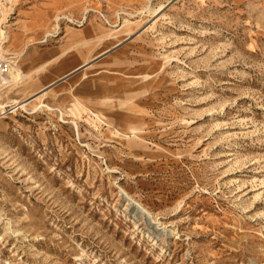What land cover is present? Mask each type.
I'll use <instances>...</instances> for the list:
<instances>
[{"label":"rangeland","instance_id":"1","mask_svg":"<svg viewBox=\"0 0 264 264\" xmlns=\"http://www.w3.org/2000/svg\"><path fill=\"white\" fill-rule=\"evenodd\" d=\"M0 47V264H264V0H0Z\"/></svg>","mask_w":264,"mask_h":264},{"label":"crops","instance_id":"2","mask_svg":"<svg viewBox=\"0 0 264 264\" xmlns=\"http://www.w3.org/2000/svg\"><path fill=\"white\" fill-rule=\"evenodd\" d=\"M31 16L32 18L30 21L26 22L22 28H32L36 30L39 28L44 29L42 36L37 34L32 39L34 41L31 42V44L41 43L43 39L51 35V33L47 34L45 32V29L51 30L53 26L50 19L51 10L39 8L37 9L36 14L33 13ZM67 50L68 49L57 48L54 54L53 51L49 49L40 51L36 56L39 63L25 67L26 71H28V69L30 70L29 76L32 77L31 79H42V85L37 82L41 85H38V91L46 89L52 85H56L57 87L62 85L63 83L71 80L80 69L86 68L91 63L88 59L84 62L80 61L77 53L73 54L70 53V50ZM54 67H57L58 69L61 68L63 70L59 75L53 76V74L50 73V68ZM75 83L80 84L79 81ZM84 89L80 88L79 92L81 91L82 94H85L86 88Z\"/></svg>","mask_w":264,"mask_h":264},{"label":"bare ground","instance_id":"3","mask_svg":"<svg viewBox=\"0 0 264 264\" xmlns=\"http://www.w3.org/2000/svg\"><path fill=\"white\" fill-rule=\"evenodd\" d=\"M2 49L3 48L0 47V51ZM7 63H8L7 73L5 74V76H3L1 78V81H3V83H2L3 85L8 84L6 86V87H8L11 85V82H13V84H16V83H19L20 81H22V79L26 78L27 75L23 74L22 70L20 69V67L16 63L12 64L13 63L12 61H9ZM10 67H11V69H10ZM9 72H10V75H9ZM2 84H0V85H2ZM1 90H3V89H1ZM15 102H17V101H15ZM0 108H3V105L0 104Z\"/></svg>","mask_w":264,"mask_h":264},{"label":"built area","instance_id":"4","mask_svg":"<svg viewBox=\"0 0 264 264\" xmlns=\"http://www.w3.org/2000/svg\"><path fill=\"white\" fill-rule=\"evenodd\" d=\"M7 67H8V63L6 61H2L0 63V75H1V78L3 76H5V74L7 73Z\"/></svg>","mask_w":264,"mask_h":264},{"label":"water","instance_id":"5","mask_svg":"<svg viewBox=\"0 0 264 264\" xmlns=\"http://www.w3.org/2000/svg\"><path fill=\"white\" fill-rule=\"evenodd\" d=\"M100 56H101V55H100ZM100 56H98V57L94 58L92 61H95V60H97V58H99ZM90 64H91V63H90ZM90 64H89V65H90Z\"/></svg>","mask_w":264,"mask_h":264}]
</instances>
